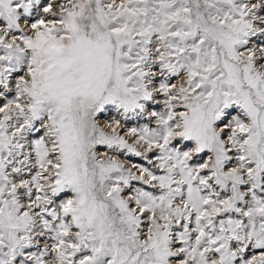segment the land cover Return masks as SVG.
Listing matches in <instances>:
<instances>
[{"label": "snow or ice", "instance_id": "6c2138e0", "mask_svg": "<svg viewBox=\"0 0 264 264\" xmlns=\"http://www.w3.org/2000/svg\"><path fill=\"white\" fill-rule=\"evenodd\" d=\"M0 264H264V0H0Z\"/></svg>", "mask_w": 264, "mask_h": 264}, {"label": "rangeland", "instance_id": "374dc122", "mask_svg": "<svg viewBox=\"0 0 264 264\" xmlns=\"http://www.w3.org/2000/svg\"><path fill=\"white\" fill-rule=\"evenodd\" d=\"M112 115H115L114 112H111V113H108V114H105V115H102L101 116V122H104L106 121L107 119H109L110 116ZM144 121H139V123H143ZM137 123V121H129L128 122V126H134L135 124ZM98 151L101 153V154H104L105 152H108L109 154H112L107 148L106 146H98ZM121 159H126L124 156H121L120 157Z\"/></svg>", "mask_w": 264, "mask_h": 264}]
</instances>
